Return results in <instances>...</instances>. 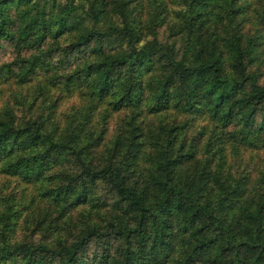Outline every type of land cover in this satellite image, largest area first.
<instances>
[{
	"label": "trees",
	"instance_id": "obj_1",
	"mask_svg": "<svg viewBox=\"0 0 264 264\" xmlns=\"http://www.w3.org/2000/svg\"><path fill=\"white\" fill-rule=\"evenodd\" d=\"M173 2L0 0V264H264V0Z\"/></svg>",
	"mask_w": 264,
	"mask_h": 264
},
{
	"label": "rangeland",
	"instance_id": "obj_2",
	"mask_svg": "<svg viewBox=\"0 0 264 264\" xmlns=\"http://www.w3.org/2000/svg\"><path fill=\"white\" fill-rule=\"evenodd\" d=\"M140 1L142 3H144V5L147 6L148 9L146 11L150 10L149 5L152 3L153 0H140ZM164 1L169 5L170 9H174V7H175V4L173 2L174 0H164ZM158 2H159V0H156V3H158ZM141 18L143 20L146 19L147 18V12L146 13H142ZM148 33H150V32H148ZM166 33L167 32L163 31L162 29L161 30H158V36L160 38H163L166 35ZM9 59H10V57H9V51H8L7 48H4L2 50V52L0 53V61L1 62L2 61H7ZM252 68H259V70H260L259 71V73H260V75H259V83L264 84V62L263 63H260L258 65H254V66H252ZM20 233H22L21 230H20ZM93 249H95V245H92L91 246V250H93Z\"/></svg>",
	"mask_w": 264,
	"mask_h": 264
}]
</instances>
